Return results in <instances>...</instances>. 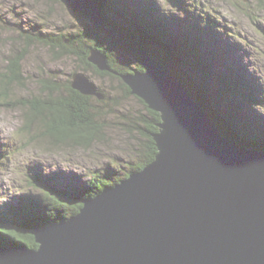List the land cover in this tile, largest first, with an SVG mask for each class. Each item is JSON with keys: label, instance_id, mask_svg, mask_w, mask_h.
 Instances as JSON below:
<instances>
[{"label": "water", "instance_id": "water-1", "mask_svg": "<svg viewBox=\"0 0 264 264\" xmlns=\"http://www.w3.org/2000/svg\"><path fill=\"white\" fill-rule=\"evenodd\" d=\"M59 1L102 26L94 0ZM125 49L143 69L121 82L159 117L154 159L34 231L36 248L0 251V264H264V152L228 141L157 59ZM87 59L109 70L102 53ZM78 72L72 87L95 94Z\"/></svg>", "mask_w": 264, "mask_h": 264}, {"label": "trees", "instance_id": "trees-1", "mask_svg": "<svg viewBox=\"0 0 264 264\" xmlns=\"http://www.w3.org/2000/svg\"><path fill=\"white\" fill-rule=\"evenodd\" d=\"M94 2L103 21L102 27L107 43L90 26L84 31L80 28L72 30L67 27L51 34L42 33L36 28L32 32L20 28L14 30L24 43L42 45L56 60L73 59L77 61L78 69L84 72L88 70L99 77L115 79L121 84L119 87L124 90L123 92L129 95V89L121 82L119 75L132 74L143 68L138 62H122L116 55L121 53L119 49L127 48L132 52L140 49L157 59L168 74L174 75L183 83L189 95L207 112L220 134L228 141L264 152V119L261 123L252 124V130L251 126L245 127V124L253 120L252 117L250 121L245 118L247 114L248 116L251 114L248 105L259 104L262 88L255 80L252 81L249 75L234 66L227 63H222V68L219 66L226 60L223 54L226 50L222 51L216 34L211 39L214 46L220 49L216 50L213 44L211 48L210 43H207V39L210 38L204 33L207 30H216L220 27L219 24L211 21L209 16L188 19L190 13L186 12V20L190 26H187L188 29L179 28V22L173 15L149 0L130 2L94 0ZM136 3L139 8H136ZM166 17L173 21L168 24ZM2 22L0 19L2 27L0 31L3 28H10ZM115 49L118 50V54ZM91 50L105 56L108 71H99L89 63L87 57ZM23 57L22 54H15L7 59L5 66L7 73L0 74L2 82L20 81V62L23 61ZM48 74L38 80L43 96L39 95L30 100L25 127L30 130L29 125L35 120L39 121L43 126L44 136L58 143L70 139L73 144L80 147L101 140L104 120L99 114L102 112L101 109L91 103L95 96L85 95L74 89L72 74H70L72 78L68 77L66 80L61 79L57 71L49 70ZM100 93L107 99V95L101 89ZM111 99L113 102H119L116 96L111 95ZM137 100L143 104L145 113L133 116V119L124 118L128 131H137L143 151L135 161L128 162L130 167L128 172L121 178L107 180V177H101L99 170L92 171L90 179L85 183L62 188L45 185L43 180L39 179V175H36L39 180H36L35 186L39 189L40 195H22L15 205L0 211V251L9 248H36L34 231L48 226L47 224L69 219L78 213L84 199L95 197L130 173L141 170L154 159L156 146L152 134L158 130L159 117L140 99ZM254 119L258 120L256 117ZM35 179L32 178L33 185Z\"/></svg>", "mask_w": 264, "mask_h": 264}, {"label": "rangeland", "instance_id": "rangeland-1", "mask_svg": "<svg viewBox=\"0 0 264 264\" xmlns=\"http://www.w3.org/2000/svg\"><path fill=\"white\" fill-rule=\"evenodd\" d=\"M149 1L173 15L179 22V28L188 29L187 26H190L186 20V12L190 13L188 19L209 16L211 21L219 24L220 27L216 30L204 32L210 38L207 43L212 48L214 42L211 38L216 34L222 51L226 50L223 52L226 60L219 66L222 68V63L232 65L261 86L259 104L256 107L248 105L251 114H247L245 118L250 121L252 117L253 120L245 124V127L251 126L252 130V124L261 123L264 119V0ZM64 5L55 0H0V19L2 24L10 27L0 31V74L7 73L5 66L9 57L24 55L20 62V81L6 83L0 80V211L15 205V199L20 195H40L35 186L36 180H43V184L49 186L85 183L90 179L91 172L97 170L107 180L121 178L130 168L128 162H133L142 155L138 133L128 131L124 117L132 118L145 113L143 104L138 103L134 96L125 94L115 79L102 78L88 70L83 72L96 89L91 103L101 109L99 114L104 120L101 140L80 147L70 139L58 143L44 136L43 126L39 121L35 120L29 125L30 130L25 127L30 100L43 96L38 80L48 74L49 70L57 71L64 80L72 78L70 74L73 76L82 70L78 69V63L73 59L56 60L40 44L27 45L18 37L14 28L30 32L36 28L42 33L51 34L67 27L84 31L90 26L106 41L102 26L80 12H69ZM135 6L139 8L137 3ZM165 20L168 24L173 21L169 17ZM119 50L123 55L118 54L116 49L114 51L120 61L134 63L128 53ZM215 66L218 68L217 64ZM100 89L108 100L100 97ZM111 95L116 96L119 102H113ZM36 175H39V179ZM32 178H36L33 180L34 185Z\"/></svg>", "mask_w": 264, "mask_h": 264}, {"label": "bare ground", "instance_id": "bare-ground-1", "mask_svg": "<svg viewBox=\"0 0 264 264\" xmlns=\"http://www.w3.org/2000/svg\"><path fill=\"white\" fill-rule=\"evenodd\" d=\"M241 148H244V149H248L247 147H245V146H240ZM47 225H49V224H47Z\"/></svg>", "mask_w": 264, "mask_h": 264}]
</instances>
